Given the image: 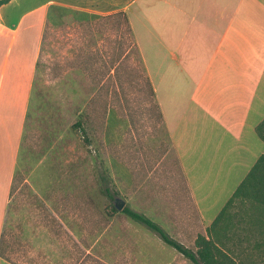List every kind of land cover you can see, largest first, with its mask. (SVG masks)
I'll use <instances>...</instances> for the list:
<instances>
[{
    "label": "rangeland",
    "instance_id": "rangeland-1",
    "mask_svg": "<svg viewBox=\"0 0 264 264\" xmlns=\"http://www.w3.org/2000/svg\"><path fill=\"white\" fill-rule=\"evenodd\" d=\"M83 7L10 0L0 8L3 128L12 134L26 107L0 264H193L115 207L124 202L193 251L210 226L185 186L131 32ZM121 50L115 75L108 65ZM226 248L238 264H264V245Z\"/></svg>",
    "mask_w": 264,
    "mask_h": 264
},
{
    "label": "crops",
    "instance_id": "crops-1",
    "mask_svg": "<svg viewBox=\"0 0 264 264\" xmlns=\"http://www.w3.org/2000/svg\"><path fill=\"white\" fill-rule=\"evenodd\" d=\"M82 4L92 15L125 14L190 196L210 225L264 154L255 131L264 119V0ZM25 120V100L12 134L0 119V240Z\"/></svg>",
    "mask_w": 264,
    "mask_h": 264
},
{
    "label": "trees",
    "instance_id": "trees-1",
    "mask_svg": "<svg viewBox=\"0 0 264 264\" xmlns=\"http://www.w3.org/2000/svg\"><path fill=\"white\" fill-rule=\"evenodd\" d=\"M9 1L10 0H0V7L7 4ZM93 17H98L100 19L113 17L118 22V25L123 23V25L126 26L128 34L131 32L128 20L122 12L105 17L95 15H93ZM120 49H122V47H120ZM121 53H123L122 50L120 53L115 54L114 58L109 62L108 67L114 72H116L117 69L115 63L118 64L119 61H121ZM117 74L118 72L115 73V75ZM108 75L112 78L110 74ZM145 86L151 100L154 99V90L148 78L145 81ZM155 110L157 111V117L162 119L161 112L156 103ZM255 131L259 139L264 143V119L257 125ZM178 168L189 193L179 163ZM104 194L108 201L113 200V195L107 186L104 188ZM111 211L112 213H116L114 206H111ZM122 213L132 221L156 234L163 243L173 248L193 264H238L235 261V257L232 255L233 253H230L231 250L226 248L227 241L229 244L232 243L235 245H243L252 242H254L256 246L263 247L264 245V154L259 157L216 218L210 226L206 228V235L197 236L195 240V251L171 238L160 225L144 214L129 207H124Z\"/></svg>",
    "mask_w": 264,
    "mask_h": 264
},
{
    "label": "water",
    "instance_id": "water-1",
    "mask_svg": "<svg viewBox=\"0 0 264 264\" xmlns=\"http://www.w3.org/2000/svg\"><path fill=\"white\" fill-rule=\"evenodd\" d=\"M115 207L117 208V210H122L124 208V202H120L119 205H115Z\"/></svg>",
    "mask_w": 264,
    "mask_h": 264
}]
</instances>
